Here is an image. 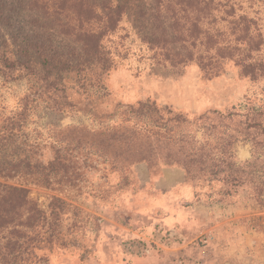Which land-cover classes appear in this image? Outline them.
Listing matches in <instances>:
<instances>
[{
    "label": "trees",
    "instance_id": "obj_1",
    "mask_svg": "<svg viewBox=\"0 0 264 264\" xmlns=\"http://www.w3.org/2000/svg\"><path fill=\"white\" fill-rule=\"evenodd\" d=\"M216 2L146 0L138 5L153 25L142 39L152 59L173 69L196 65L208 78L219 77L231 62L241 77L264 79L262 25L234 13L220 23ZM128 6L124 0H27L12 14L0 0V79L31 84L19 109L0 118V264H39L44 259L39 251L68 246L63 218L76 208L54 196L45 209L30 197L28 186L59 192L74 186L82 148L88 150L85 161L95 150L132 165L163 159L182 167L198 202L264 209V105L192 116L150 99L117 104L107 114L120 112L126 118L121 127H70L49 159L28 138L30 119L41 106L105 116L106 76L129 55L119 34ZM21 11L36 15L32 34L24 35V28L13 23ZM239 144L251 147L245 162L238 157Z\"/></svg>",
    "mask_w": 264,
    "mask_h": 264
},
{
    "label": "rangeland",
    "instance_id": "obj_2",
    "mask_svg": "<svg viewBox=\"0 0 264 264\" xmlns=\"http://www.w3.org/2000/svg\"><path fill=\"white\" fill-rule=\"evenodd\" d=\"M26 1L2 0L10 12ZM124 1L129 11L119 34L129 55L106 76L108 110L105 116H97L56 113L41 106L26 132L46 159L53 146L62 145V133L70 127L95 131L121 127L126 118L120 112L108 115L117 104L150 99L160 108L192 116L264 105V79L241 77L231 62L215 78L206 77L196 65L173 69L156 64L142 42L153 29L150 18L139 14L138 5L146 0ZM216 4L220 23L231 17L228 13L247 15L264 32V0H217ZM20 13L13 23L27 35L36 15ZM30 86L28 80L0 79V118L19 109ZM237 150L240 161L251 158L250 145L239 144ZM96 151L88 161V150L78 151L80 175L74 186L65 185L62 192L28 186L30 197L45 209L54 196L76 208L63 218L61 232L68 246L39 251L44 258L39 264H264V209L198 202L182 167L163 159L132 165Z\"/></svg>",
    "mask_w": 264,
    "mask_h": 264
}]
</instances>
